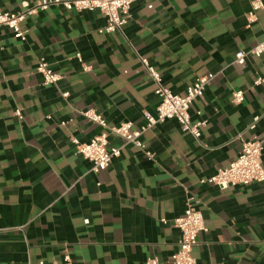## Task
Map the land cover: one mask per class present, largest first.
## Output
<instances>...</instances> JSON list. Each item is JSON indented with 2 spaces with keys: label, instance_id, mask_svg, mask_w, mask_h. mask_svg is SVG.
I'll list each match as a JSON object with an SVG mask.
<instances>
[{
  "label": "crops",
  "instance_id": "obj_1",
  "mask_svg": "<svg viewBox=\"0 0 264 264\" xmlns=\"http://www.w3.org/2000/svg\"><path fill=\"white\" fill-rule=\"evenodd\" d=\"M37 1L0 0V11ZM251 1L137 0L110 34L97 11L61 6L27 17L25 41L0 27V264L65 256L72 264H171L180 238L173 220L189 199L206 230L193 248L197 264H264V183L224 191L202 183L235 160L240 139L263 142L264 166V55L234 64L238 51L264 40V0L248 24ZM40 59L58 76L54 85L35 72ZM141 59L174 95L212 77L189 109L191 122L205 126L199 139L173 120L147 129L140 140L151 159L108 133L119 155L94 173L71 138L87 143L102 132L87 110L108 128L136 130L144 112L155 114L156 86Z\"/></svg>",
  "mask_w": 264,
  "mask_h": 264
},
{
  "label": "built area",
  "instance_id": "obj_2",
  "mask_svg": "<svg viewBox=\"0 0 264 264\" xmlns=\"http://www.w3.org/2000/svg\"><path fill=\"white\" fill-rule=\"evenodd\" d=\"M137 0H40L29 5L22 3L18 12L0 11V27H6L11 30L15 37L20 41H25V32L21 30V24L27 17L36 15L41 11H46L50 7H63L64 9L77 12L97 11L105 18V27L101 33L120 32L129 19V9L132 3ZM252 11L248 17V24L254 21V13L263 8L260 0L251 1ZM264 55V40L257 43L248 51H238L234 56V64L244 65L248 56L259 58ZM75 58L81 62L80 55ZM141 63L151 79L155 83L154 95L159 100V105L154 115L148 112L143 113L145 125L139 130L134 129L130 123L121 124L118 127L108 128L105 120L93 110H87L82 115L89 121L101 127L102 132L93 137L87 143H80L77 139L71 138V143L75 147V153L91 163V170L98 173L105 170L112 159L119 155L120 149L108 146V137L110 133L116 137L122 138L126 144H131L135 148L145 152V146L140 140L142 134L158 124L168 120L176 121L183 133L199 139L201 128L205 126V121L192 123L189 116V109L192 103L203 96L206 86L212 79L211 76H205L187 87L184 95H174L161 84L160 75L147 63L141 59ZM84 71L89 67L83 66ZM35 72L41 75L45 85H54L58 76L52 72L45 60L40 59L37 63ZM262 79H256L254 86L262 83ZM63 98L68 97V93L62 94ZM242 93L233 94L232 102L240 103ZM19 117V113H16ZM257 119L248 127L249 130L255 128ZM64 125V124H62ZM240 152L238 156L228 166L217 171V173L202 183L217 187L224 191L231 187L247 186L251 183H264V166L261 160L263 151V142L259 140L240 139ZM146 157L151 159L150 153L145 152ZM189 199L186 209L182 216L173 220V227L178 230L180 238L177 244V251L171 257V264H197L192 252L197 245V238L201 232H205L204 220L200 211L196 210ZM165 223V220H162ZM38 264H46L39 261ZM48 264H72L69 257H63L62 261H53ZM146 264H157L155 259L147 260Z\"/></svg>",
  "mask_w": 264,
  "mask_h": 264
}]
</instances>
